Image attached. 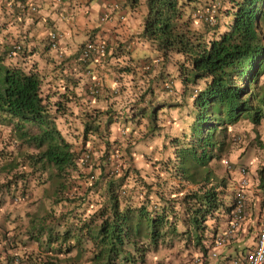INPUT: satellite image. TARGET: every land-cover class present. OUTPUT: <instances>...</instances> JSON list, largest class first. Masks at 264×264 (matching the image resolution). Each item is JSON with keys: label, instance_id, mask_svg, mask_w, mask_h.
I'll return each mask as SVG.
<instances>
[{"label": "trees", "instance_id": "obj_1", "mask_svg": "<svg viewBox=\"0 0 264 264\" xmlns=\"http://www.w3.org/2000/svg\"><path fill=\"white\" fill-rule=\"evenodd\" d=\"M144 2L136 36L156 51L155 57L143 53L142 59L129 64L130 43L123 41L114 48L108 44L105 59L115 56L125 62L120 72L136 68L150 73L176 55L177 70L175 75L160 70L148 77L149 85L127 102L128 112L124 104L116 108L121 101L118 89L106 93L104 99H109L100 107L90 106L93 96L85 88L82 96L75 84L63 81L62 89L58 84L44 88L42 75L31 63L26 68L7 61L6 47H0V123L12 124L10 142L0 141V205L16 194L29 196L31 179L38 174L36 184L53 186L51 208L56 217L38 218L27 229L28 237L45 250L61 253L81 246L82 237L90 238L93 249L87 264H144L149 253L175 242L205 254L220 220H227L232 209L226 188L238 166L224 160L228 168L219 174L218 164L229 146V130L246 118L257 132L264 115L259 83L264 73V0H220L215 23L203 22V31L191 25L201 0ZM222 16L228 17L225 27ZM175 79L182 84L183 97L155 100L151 84L172 94ZM185 102L192 104L190 118L179 133L168 136L163 158L153 159L144 171L131 164L117 173L108 171L105 155L117 146L110 135L113 125L126 127L144 118L145 134L153 136L164 126L159 112L169 107L181 110ZM74 137L84 144L95 137L104 141L97 163H81L82 143ZM17 139L22 143L13 142ZM25 142L34 148L16 161L12 145ZM97 166L98 177L93 174ZM6 256L10 262L15 258ZM40 264L56 262L50 258Z\"/></svg>", "mask_w": 264, "mask_h": 264}, {"label": "rangeland", "instance_id": "obj_2", "mask_svg": "<svg viewBox=\"0 0 264 264\" xmlns=\"http://www.w3.org/2000/svg\"><path fill=\"white\" fill-rule=\"evenodd\" d=\"M219 3L220 0H201V3L198 7L200 11H208L217 16V6L221 5ZM194 15L195 11H193L191 21L192 27L203 31V22L205 21L202 19H193ZM220 20L223 25L224 21L228 20V17L222 16ZM3 37L4 36L0 35V40H4ZM108 43L110 46H112L110 41H108ZM129 47H131V45H129ZM147 49L150 50L151 48L147 47ZM109 50L112 51L111 47ZM147 53L148 52H144V55H149ZM150 53V58L155 57V55L152 54H155L156 52L153 53V51H150ZM177 58L178 56H173L172 59L167 61V64L164 66L161 64L155 65L150 73H146L145 71L134 68L125 72L121 70L122 74H119V67L123 66L125 62L122 60L117 61L115 56L110 59H105L104 57L103 60H101V63L105 65L106 68L104 67V69H106L107 73H100L95 77V79L99 80L102 86V94L99 97H94V103H91L90 106L98 105L100 107H104L106 103L104 99L105 94L111 91L114 87H117L118 92L120 93L116 94L119 95L118 101H121L116 105V108L124 104L128 112L127 105L130 103V101L135 98V95L141 92L144 87L149 85L148 77L155 75V73H158L160 70H165V72L168 71L175 75L177 70ZM47 83L48 79L47 82H43L44 88H46ZM150 83H152V81ZM173 84L174 92L172 91V94H167L158 85H154L152 83L151 85L155 90L154 99H167L168 97L180 99L183 97L181 94V82L178 79H175L173 80ZM57 88L62 89L61 87ZM76 90L80 91V87ZM262 90L264 91V82H262ZM98 101L101 103H97ZM128 101L129 103H127ZM72 108L74 111H78L75 106ZM191 110V102H185L181 110L176 109L175 107H169L166 108L165 111H160L159 116L161 117L164 126L153 136L145 134L147 127L143 122L145 121L144 118L140 120L139 123L136 122L133 125L129 122V125L126 126L125 133L122 132V127L117 124V126L113 125L110 130V135L115 137L114 140L117 141L116 145L119 149V162H121V167L131 164L134 167L144 171L146 168H148V165L152 164L151 161H153V159H159L160 157L163 158V156L168 153L162 149L163 144L165 143L168 136L177 134L181 131L190 118L188 114H190ZM262 111L264 114L263 104ZM74 117H78L77 114H74ZM262 117V124L264 125V115ZM248 121L249 119L243 118L231 126V130H229V146L227 150L223 152L222 157L218 161L219 174H222L225 169L228 168L227 164L224 162L225 159L235 162V165L237 166L243 162L251 165V161L261 158V154L262 156L264 155V149L261 148L262 140L259 138V135H255L252 131H247L250 130V127H248ZM122 126L125 127V125ZM234 134H241V140L238 142L233 141L232 135ZM73 140L76 143H82L79 145V147H82V149L86 146L91 147L94 151V162H98V159L101 157L105 147L104 141L102 139L99 140L95 137V139H91L85 144L77 137H74ZM18 143L22 142H17V144ZM17 144L12 145V148L16 150L15 154H12L16 161L20 160L22 153L25 151H31L34 148L29 142L23 143V145H20V147ZM240 148L243 149L242 152H244L246 149L248 150L241 156H237L235 161L234 157L238 152H241ZM16 167V171L21 168L20 165L19 167ZM259 167H261V165ZM30 168L31 166H25V170L27 172L31 171ZM100 171L101 169L99 166H97L94 170L97 177L99 176ZM232 172H234V170H232L231 173ZM35 175H33L34 178L31 179V182H33L30 184L31 194L29 196L27 195L25 198L21 196L18 201H14L12 197H9L6 198L4 204L0 205V264H40L44 259L48 260L50 258L55 261L56 264H87L89 261L88 258L92 254L93 249V244L90 238L82 237L81 246L74 247V249L69 253H61L54 250H45L43 246L39 245L37 240L28 237L27 229H30L31 226L36 223L35 221L38 218L44 219V216H46L47 219L48 217H56V215L52 214L54 210L52 211L51 208L53 206V203L51 202L53 186L52 184L45 182L36 184L34 181L36 180V177H39V175ZM234 177L235 176H233V179L228 181V186L226 188V193L228 194L229 198L233 196L232 187L235 184ZM78 180L79 179L76 181ZM257 188L261 189V187H254L255 197L258 196V193L261 191L257 190ZM55 207L56 206H54V208ZM63 210L64 209H62V211ZM57 212L58 211H56V214ZM68 220L70 221L71 219ZM253 234L254 231L252 230L244 231L240 239H242L244 242V240H247V237L252 236ZM180 245H182L180 242H175L174 246L172 245V247H168V245H162L156 252H151L148 254L147 260L144 264H154L158 261L166 262L167 264H190L192 262L193 256L196 255L199 250L192 245L188 246V248H184V246ZM53 246L55 247L56 244H53ZM244 246L245 245L243 244V247ZM7 254L15 257L12 262L9 261V258L6 256Z\"/></svg>", "mask_w": 264, "mask_h": 264}, {"label": "crops", "instance_id": "obj_3", "mask_svg": "<svg viewBox=\"0 0 264 264\" xmlns=\"http://www.w3.org/2000/svg\"><path fill=\"white\" fill-rule=\"evenodd\" d=\"M111 1L113 0H25L26 5L30 2L37 4L35 11H29L27 8L22 9L15 0H0V35L4 36V40H0V47L7 48L15 40L25 41V54L19 55L14 61H18L26 68L31 63L33 68L37 69L42 75L44 82H47L48 79L49 82L46 87L58 84V86L63 88L65 82L69 86L75 84L76 88L80 87V92L83 96L85 95L83 94L85 93L83 92L85 83L94 80L96 75L100 73H107L101 60L90 62L92 71L89 75L83 73L81 65L73 62V57L86 39L97 35L105 37L110 41L112 48L118 43L129 41L131 45L129 64L140 58L142 59L140 55L144 52H148L147 54L149 55H151L150 51L156 52L154 49H147L145 43L143 45L137 41L138 37L136 34L142 28V20L145 15L144 0H125L123 8L126 12V17L123 20H118L113 14L109 20L101 21L99 15L104 5ZM51 29H57L62 33L60 48L67 56L63 61L56 59L55 51L47 44V35ZM119 74L122 73L120 72ZM63 81L64 84L62 85ZM262 82H264V74L260 79L261 85ZM82 99L84 98L82 97ZM108 99L109 97H106L105 101ZM90 103H94V100H91ZM248 122L250 130H246L254 133L252 123ZM262 123L263 118H261L257 130L264 145V125ZM62 126L66 128L63 123ZM11 128V123H0V141L3 143L5 141L10 142L11 139L8 132H10ZM13 142H21V139L13 140ZM262 147L264 149V146ZM242 150L240 148V151ZM238 155L241 156L242 152H238L236 156ZM260 157L251 161V165H249L253 184L250 191L247 192V207L245 219L241 226L242 232L247 230L256 232L255 224L258 223L257 219L260 215V196H256L257 201H255L253 185L258 186L260 182L258 169L260 165H264V155ZM225 223L226 221L221 227H224ZM243 244L245 247H250L253 244V236L247 237L244 242L239 236L232 244L230 243L221 248V251L227 252V255H231V253L241 255L247 249L243 248ZM211 262L215 264V261Z\"/></svg>", "mask_w": 264, "mask_h": 264}, {"label": "built area", "instance_id": "obj_4", "mask_svg": "<svg viewBox=\"0 0 264 264\" xmlns=\"http://www.w3.org/2000/svg\"><path fill=\"white\" fill-rule=\"evenodd\" d=\"M21 6V8L27 7V9L35 10L37 4L35 2H30L26 5L25 1L15 0ZM61 1V0H58ZM125 0H113L104 5L102 12L100 14V20H109L112 14L115 15L117 19H124L125 12L123 9V2ZM199 17H203L206 21L213 23L214 17L208 12H199ZM48 43L51 48L56 52V58L58 60H63L65 58L64 51L60 48V41L62 38V33L57 29H51L48 33ZM23 48V43L21 41H15L12 43L11 47L7 51V57L13 59L20 53ZM107 48V42L101 37L95 39H88L83 42L80 46L78 53L73 57V62L82 66L84 74H89L91 72L90 62L94 59H98L105 55ZM149 65L145 63L144 68H148ZM89 92L91 95H96L101 92V87L98 81L91 83L89 85ZM92 160V154L89 149H85L82 153L80 161L83 165H89ZM120 155L117 148L110 149L109 154L106 157V162L108 166V171L111 173H117L120 169ZM244 171V168H242ZM245 174V173H243ZM93 177V175H90ZM249 180L246 176H243L240 180L239 187L237 188L234 195V205L230 213V219L224 229L217 232L212 240V246L209 250L210 257L218 256V249L226 245L232 239L236 238L238 231L241 229L242 221L244 217V199L245 192L244 188L248 186ZM20 196H15L14 200L18 201ZM261 218L260 226L257 231L255 238L253 239V244L247 249L245 254L240 256L232 255L225 260L220 261L218 264H264V196L261 201ZM163 264V263H157ZM193 264H207L205 259L201 255L194 257Z\"/></svg>", "mask_w": 264, "mask_h": 264}, {"label": "clouds", "instance_id": "obj_5", "mask_svg": "<svg viewBox=\"0 0 264 264\" xmlns=\"http://www.w3.org/2000/svg\"><path fill=\"white\" fill-rule=\"evenodd\" d=\"M127 1V0H126ZM123 6H124V2H123ZM37 9V8H36ZM35 9V10H36ZM124 9V8H123ZM31 10V9H30ZM35 10H33V11H35ZM102 12V11H101ZM124 12H125V10H124ZM199 12H202V11H200L199 9H197V10H195V15H194V17H193V19H202V20H204L205 22H208V21H206L203 17H199L198 16V13ZM204 12H208V11H204ZM208 13H210V12H208ZM101 14V13H100ZM212 14V13H211ZM213 15V17H214V22L213 23H215V21H216V15L215 14H212ZM112 16H113V14H112ZM125 17H126V12H125ZM99 19H100V15H99ZM125 19V18H124ZM118 20H121V19H118ZM123 20V19H122ZM208 23H210V22H208ZM213 23H210V24H213ZM225 24H223V26H224ZM50 31V30H49ZM49 33V32H48ZM47 37H48V35H47ZM97 37H100L99 35H97V36H95V37H93V38H89V39H95V38H97ZM101 38H103V39H105L106 40V42H107V45L109 44L108 43V39L107 38H105V37H101ZM61 40H62V38H61ZM86 40H88V39H86ZM85 40V41H86ZM15 41H21L22 43H23V48H22V50L20 51V53H18V55L16 56V57H14L13 59H9L8 57H7V51H8V49L11 47V45H12V43L13 42H15ZM15 41H13V42H11V44H10V46L9 47H7L6 48V51H5V59L7 60V61H11V60H15L19 55H24L25 54V52H26V46H25V41H23V40H15ZM60 43H61V41H60ZM47 44H48V46L50 47V45H49V43H48V38H47ZM83 44V43H82ZM51 48V47H50ZM80 48V47H79ZM53 49V48H52ZM54 50V49H53ZM106 50H107V48H106ZM55 51V50H54ZM78 51H79V49H78ZM78 53V52H77ZM76 53V54H77ZM75 54V55H76ZM105 54H106V52H105ZM55 57H56V52H55ZM105 57V55H103V56H101L100 58H98V59H94V61L96 60V61H100V60H103V58ZM67 58V56L65 55V58L64 59H66ZM57 59V58H56ZM63 59V60H64ZM58 60V59H57ZM63 60H60V61H63ZM93 61V60H92ZM91 71H92V68H91ZM89 74H91V72L89 73ZM89 74H86V75H89ZM264 74V73H263ZM96 81H98L99 82V80L98 79H95L94 78V80H92V81H89V82H87V83H85L86 85H85V89H86V92L89 94V95H91L90 94V92H89V85H91V83H94V82H96ZM260 83V82H259ZM99 84H100V82H99ZM100 87H101V92L99 93V94H96V95H91V96H93V98L95 97V96H98V95H101L102 94V86H101V84H100ZM173 88V87H172ZM115 89H117V87H114L112 90L113 91H115ZM171 90V89H170ZM117 92V91H116ZM197 94V89H195L194 90V93H193V95L192 96H195ZM263 118V117H262ZM250 121V120H249ZM251 122V121H250ZM259 126V125H258ZM257 126V127H258ZM257 129V128H256ZM121 130H122V132H124L125 133V131H126V127H122L121 128ZM254 130V129H253ZM254 133H255V135L256 134H258L259 135V138H260V134H259V132H258V130H257V132L256 131H254ZM261 139V138H260ZM232 140L233 141H236V142H238V141H240L241 140V134H234V135H232ZM262 140V139H261ZM263 141V140H262ZM262 146H264L263 145V142H262ZM261 146V148L263 149V147ZM112 148H117L118 149V147L117 146H113V147H111L110 149H112ZM85 149H89L90 150V152H91V154H92V160H91V163L94 161V151L92 150V148L91 147H88V146H86V147H84L82 150L84 151ZM110 149H109V151L107 152V154L105 155L106 157H107V155L109 154V152H110ZM118 151H119V149H118ZM242 152V151H241ZM246 152V150L244 151V153ZM83 153V152H82ZM243 152H242V154H244ZM241 154V153H240ZM238 156H240V155H238ZM261 156H262V154H261ZM237 157V156H236ZM236 157H234V159H235V161H236ZM105 158V157H104ZM105 160H106V158H105ZM225 160H227V162L228 163H233V164H235V162H231V161H229L228 159H225ZM91 163L89 164V165H91ZM86 166V165H85ZM264 167V165H261V167L258 169V171H259V175H260V182L258 183V186L259 187H261V189L260 188H257V190H261L259 193H258V196H260V203H259V216H258V225L257 224H255L256 225V232H254V234L252 235L253 236V239L255 238V236H256V234H257V231H258V229H259V226H260V218H261V212H262V207H261V201H262V197L264 196V172L261 174L260 173V169L261 168H263ZM121 162H120V169L119 170H121ZM242 168H244V171H242ZM243 173H245V174H243ZM93 174H95V173H93ZM93 174H91V175H93ZM261 175L263 176V178L261 179ZM234 187H233V196L230 198V200H231V203H232V208H233V205H234V195H235V192H236V190H237V188L239 187V184H240V180L242 179V177L243 176H246L247 178H248V180H249V183H248V186H246L245 188H244V192H245V199H244V204H245V206H244V217H243V221H244V219H245V212H246V207H247V192L248 191H250V188H251V185L253 184L252 182H251V174H250V171H249V165L246 163V162H243V163H240L239 165H238V169H236L235 171H234ZM89 178L91 179V178H93V177H90V175H89ZM262 182V183H261ZM258 186H254L253 185V188L254 187H258ZM19 193H21V192H19ZM20 196V198H21V196H23L24 198H25V195H22V194H16V195H13L12 196V199L14 200V197L15 196ZM15 201V200H14ZM255 201H257V197L255 198ZM232 210V209H231ZM229 219H230V215H229V217H228V219L227 220H224V219H222V220H220V223H219V226H220V228L217 230V232H219V231H221L222 229H224L225 227H226V225H227V223H228V221H229ZM226 221V223H225V225H224V227H221L223 224H224V222ZM243 221H242V223H243ZM216 232V233H217ZM243 232H242V229H240L239 231H238V233H237V235H236V238H234V239H232L230 242H228L226 245H228V244H232V242L234 241V240H236L239 236H240V238H241V234H242ZM252 239V238H251ZM226 245H224L223 247H221V248H224ZM211 246H212V242H211V244H210V246H209V248H208V250H207V252L205 253V254H203V253H201V251L199 250V252L198 253H196V255H194L193 256V258H192V262L190 263V264H193V260H194V257L195 256H197V255H201V257L202 258H204L205 259V261H206V263L207 264H212V262L211 261H215L214 263L215 264H218L220 261H222V260H225L226 258H229V257H231L232 255H235V256H239L240 254H237V253H231V255H227V252H223V251H221V248H219L218 249V256L217 257H210L209 256V250L211 249ZM245 247V246H244ZM243 247V248H244ZM242 248V249H243ZM245 248H250V247H245ZM244 248V249H245ZM197 249V248H196ZM241 249V250H242ZM247 249L245 250V252L247 251ZM196 252V251H195ZM245 252L243 251V253L240 255V257H242V255L243 254H245ZM157 263H163V264H167L166 262H161V261H158V262H156V263H154V264H157Z\"/></svg>", "mask_w": 264, "mask_h": 264}]
</instances>
